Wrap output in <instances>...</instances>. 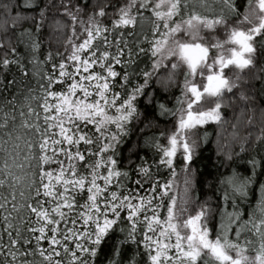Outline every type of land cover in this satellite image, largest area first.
Instances as JSON below:
<instances>
[{"label": "snow or ice", "instance_id": "6c2138e0", "mask_svg": "<svg viewBox=\"0 0 264 264\" xmlns=\"http://www.w3.org/2000/svg\"><path fill=\"white\" fill-rule=\"evenodd\" d=\"M60 3L72 35L63 53L42 54L54 0H0V264H264V156L247 161L248 175L232 169L219 178L218 227L211 205L193 213L188 195L193 136L227 123L228 94L248 73L264 76V0H105L87 21V0ZM28 19L35 31L17 32ZM218 28L223 40L203 35ZM179 76L176 106L158 104L175 118L161 133L167 143L153 142L159 158L121 168L119 147L141 101L157 106L154 84L168 91ZM240 99L251 98L241 91ZM177 161L188 173L183 189ZM162 168L166 180L156 175Z\"/></svg>", "mask_w": 264, "mask_h": 264}, {"label": "trees", "instance_id": "16d2710c", "mask_svg": "<svg viewBox=\"0 0 264 264\" xmlns=\"http://www.w3.org/2000/svg\"><path fill=\"white\" fill-rule=\"evenodd\" d=\"M55 7L50 8L47 13L46 20L42 31L39 33L41 40V53L47 54L52 52L63 53L65 51V44L67 38L72 35L71 33V20L69 17L63 15V6L60 0H54ZM67 3L68 0H65ZM112 3H122L123 0H111ZM47 3V0H44ZM78 3V0H70L71 5ZM105 0H87L88 6L82 12L81 18L87 21L88 15L93 13L98 6H103ZM43 7V4H41ZM108 11H114L109 5ZM36 13H29V15H35ZM147 15V13H145ZM104 23L110 25L111 20L108 17L103 18ZM59 21L61 27H57L56 22ZM147 27V25L145 26ZM25 29H32L35 31V25L30 19L24 20L17 28V32L24 31ZM221 29V30H220ZM222 28L216 29L214 32H204L203 35L209 40L212 35L220 34L223 32ZM79 31V28L77 29ZM0 33V36H3ZM129 42L135 39V37H129ZM146 47V45H144ZM4 49H0L3 52ZM21 48V52H23ZM264 51V50H262ZM148 61L146 57H141L139 62V68H145ZM258 64L264 65V54L258 53ZM136 65H133V69ZM227 75H232L230 69L225 70ZM15 76L17 80L21 77L14 71L10 74ZM162 76H166L167 73L162 70ZM258 73L250 72L247 74V83L242 84L241 87L234 89L235 95L228 94L226 104L228 105L223 109L224 119L227 121L223 126L217 124L205 125L202 129H199L193 136L196 142V154L193 162L190 165V179L192 185L189 190V197L192 199V211L196 210L197 204L211 205L214 212V219L212 223L218 227L219 225V205L221 200L218 199L220 193L218 191V180L222 175L230 174L232 169H236L242 175L249 174V166L247 161L253 156L260 159L264 156V141H258L257 137L261 135L262 129H264V95L261 94L264 89V76L261 80L255 79ZM182 81V76L177 77V85L172 86L168 91H164L162 84H154V87L158 89L156 97L157 106L145 104L141 101L139 111L140 116L138 120L133 121L128 125L130 128L129 134L124 137V143L120 145L119 159L121 161L120 167L131 171V167L135 164L142 163L140 159L143 157L148 161L157 160L159 157L156 154V149L152 146L153 142H159L166 144V140L161 133L165 135L174 130L175 118L168 116L165 117L160 114L158 104L165 103L169 107H175V97L179 93V83ZM139 82L135 78L133 83ZM19 87V85L17 86ZM243 91L251 99L247 103L240 99V92ZM11 92L7 93L10 95ZM19 95V93H17ZM251 121V123H249ZM235 126V127H234ZM205 133L207 134L205 136ZM17 134L23 135L24 130L19 129ZM23 148V140L20 141ZM11 147V145H9ZM26 151V149H25ZM231 155L232 159H228ZM23 152L21 153V159ZM129 160L133 161V165H129ZM183 164L177 161V176L182 187L185 175L188 173L180 172V168ZM13 172L16 175H23V171L19 168H13ZM156 175L162 179H168V170L161 169ZM135 178V177H134ZM18 190H25L26 186L23 182L17 185ZM20 202H23L22 198H19ZM256 197H252V205L255 204ZM230 210V209H229ZM246 211L251 209L245 206ZM121 227H128L127 224H121ZM124 233H116V236L109 242V248L115 244L116 239H122ZM135 247L134 245L132 246ZM128 255L132 252L125 249ZM143 249H141L142 251ZM36 259H39L37 257Z\"/></svg>", "mask_w": 264, "mask_h": 264}, {"label": "rangeland", "instance_id": "374dc122", "mask_svg": "<svg viewBox=\"0 0 264 264\" xmlns=\"http://www.w3.org/2000/svg\"><path fill=\"white\" fill-rule=\"evenodd\" d=\"M220 30H221V29H220ZM222 31H223V30H222ZM206 32H207V31H206ZM213 36H215L216 38H219L220 40H223V39L225 38V33H224V31H223L221 34H220V32L217 33V34H214V35L211 36L210 40L212 39ZM176 180H177V183H178V188H179V189H183L181 183L178 182L179 179L177 178Z\"/></svg>", "mask_w": 264, "mask_h": 264}]
</instances>
